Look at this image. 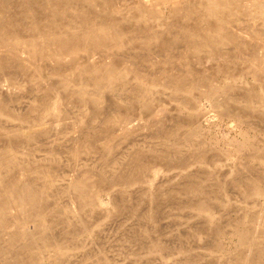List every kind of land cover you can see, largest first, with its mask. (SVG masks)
Here are the masks:
<instances>
[{"label": "rangeland", "instance_id": "obj_1", "mask_svg": "<svg viewBox=\"0 0 264 264\" xmlns=\"http://www.w3.org/2000/svg\"><path fill=\"white\" fill-rule=\"evenodd\" d=\"M98 1L99 10H85L88 26L115 23L131 41L124 50L79 52L74 55V60L80 66L93 63H113L119 69L128 66L141 75L142 85L153 79L149 89L137 82L138 88L133 76L128 75L126 79L129 81L123 85L116 83L115 90H106V93L93 82L89 83L92 78L76 79L72 74L70 83L73 82L74 87L64 92L62 81L66 72L74 73L73 66L56 63L51 59L53 53L44 52L45 57L37 56L38 53L33 55L27 45L38 39L37 30L33 31L31 27L33 22L27 17L28 12L42 25L39 30L43 27L42 30L48 29L51 33L64 32L49 27L46 21L58 6L53 1L6 0L9 8L2 10L5 12L3 17L14 20L21 41L0 45V97L6 108L4 115L9 120L0 122V158H4V165L0 164V200L5 198L7 203L4 215H0V264H9V261L14 262L11 264H264V253L261 254L264 248V165L259 159L264 155V108L256 110L258 106L249 99L255 91L254 82L246 65L236 59L242 56L243 62L254 65L257 63L256 52H249L254 53L251 55L247 51L238 54L234 50L217 52L221 60L210 61L208 52L193 56L185 49V43H179L177 48L174 44L171 53L166 47L172 46L174 38L182 31L180 29H197L200 26L195 24L197 20L185 21V24L182 18H175L166 4L149 11L139 0ZM182 7L190 9L189 0H183ZM73 8H66L67 22L60 24L70 27V31L76 30L78 34L73 36V41L82 42V34L77 29L81 26V16ZM144 33L157 37L159 42L152 37L146 43L134 40ZM17 51L30 52L31 56L21 62ZM222 54L225 58L221 57ZM3 61H9L8 66L2 64ZM217 68L245 75L230 80ZM175 80H179L178 85L182 82L184 86L192 84L191 93L174 88ZM116 87L119 89L117 94ZM3 90H11L10 95L6 96ZM78 90L87 92L94 100L81 99L77 92L73 93ZM142 94L145 98L140 97ZM18 113L21 119H13ZM116 116H120L117 123L109 124ZM86 147L95 151L86 152ZM137 177H141L139 183L129 189L124 182L119 186V180ZM84 182L87 187L96 185L88 198L97 196V205H88L87 208L82 202L84 198L75 195V187ZM5 188L14 191V195L21 199L27 197L28 188L35 190L38 200L33 203L27 197L21 200L22 204L17 203L5 194ZM254 188L261 189L260 196L246 195ZM196 206L208 207L213 219L200 214ZM38 219L45 220L48 225L41 227ZM15 240H21L23 247L16 248ZM51 244L65 249L55 250ZM56 253H59L58 257Z\"/></svg>", "mask_w": 264, "mask_h": 264}, {"label": "bare ground", "instance_id": "obj_2", "mask_svg": "<svg viewBox=\"0 0 264 264\" xmlns=\"http://www.w3.org/2000/svg\"><path fill=\"white\" fill-rule=\"evenodd\" d=\"M12 1V0H11ZM15 1V0H14ZM26 2H30L32 0H24ZM34 1V0H33ZM44 2L48 3V2H52L55 3V5H57V10L56 12H51L48 16V19L46 21H48V25L49 27L51 26L52 28H56V29H62L64 30V32L62 33H51L48 29H40L39 28L42 26H40L39 22L34 20V17L30 16L31 12H28L29 14H27V17L31 18V22H33V25L31 26L33 31L34 30H37L38 32V39H35V40H31L27 45H29V47L31 48L30 50L33 51V55L38 53L37 56H41V57H45V53H53V57L51 58L53 61H55L56 63L58 64H62V65H67V66H70V64L73 66H71L72 68H74L73 72L74 73H71V72H66V78L63 79L62 83H63V89L64 92H69L70 90L73 89L74 86H72V83H70V80L73 79L72 78V74L73 76L77 79L78 78H84V77H88V78H92L93 80L91 81L90 80V84L91 82H93V85H95L99 90H103L107 93L108 90H112L114 88L115 90V85L116 83H122V85L124 84L123 82H125L128 77V75H132L133 77V80L134 82L136 81V84L137 86L140 84L142 87H145L147 89H149V87H151L153 84L152 82L153 79L149 80L151 82H147L145 83V85L141 84L140 82V77L141 75H137L136 72L133 71V69H131L130 67L128 66H124L122 68H116L113 66V63L111 64H98V63H93L91 66H85V65H78L76 63V59L74 60V55H76L77 53L79 52H88L90 54L91 51H95L96 50H118L120 51L121 49H123L126 44L128 42H130V38L127 36V35H124L123 33L124 32H121V30L119 31L117 26L115 23H109V25H106V24H93L95 25V27H89L88 26V23H87V20H86V16H88V13L85 11H92V12H96L97 10H99V1L98 0H43ZM106 1V0H105ZM140 3L146 7V9H148L149 11H152V10H156V6L158 5H162V4H166L168 5L172 10V14L175 15L176 17L175 18H182V20L185 22V21H189V20H197L198 22L195 23V24H199L200 26H197V29H189V28H186V29H180L182 31H180V33L178 32V36L176 38H174V42H172V46H167L166 49L167 51H171L173 50V46L174 44L176 45L175 47L177 48V44L179 43H185V49L187 48L189 50V52L191 54L194 55H198L199 53L201 52H208L209 53V56L210 58H208V60H212V61H215V59L217 58V60H221L218 56H219V53L217 52H231L232 50L236 51L237 54L239 52H256V54L254 53H251V54H254V58L257 60V63H248L249 61H242L243 57L240 56V58H236L237 61L239 60L240 63H243L246 65L247 69H248V73L250 74L249 76L252 77V81L254 82V92L252 94H250L249 96V99H253V103H255L256 106H258L257 108L255 107V109H259L260 110H263L264 108V0H189V4H190V9H184L182 7V4H183V0H139ZM193 1V2H192ZM42 2V1H41ZM6 0L3 1V2H0V45L1 44H15V43H18L19 44V41H21L19 39V35L18 33L15 31L17 30V28H15L17 25L14 23V20H9L6 17H3L4 16V13H2V10L4 11L5 9L9 8L8 7V4H6ZM35 3V2H34ZM118 3V2H117ZM139 3V4H140ZM195 3V4H194ZM116 4V3H115ZM188 3H186L185 5H187ZM79 5L81 7V9H79L80 7L77 6ZM195 5V7H193ZM18 6V5H17ZM28 6V5H27ZM72 6L74 7L73 9L76 10L77 14H79V16H81V19L79 21L80 25L81 26H78L77 29L78 31H80V34L81 37H82V42L80 41H73L75 39H73V36H75L76 34H78V32L76 30H73V31H70L71 28L70 27H67L66 25H61L60 23H62L63 21L64 22H67V18L65 17V14L64 12H66V8H69L71 9ZM167 6V7H168ZM29 7V6H28ZM103 8V7H102ZM15 9V8H14ZM28 9V8H27ZM121 10V9H120ZM137 10V9H136ZM33 11V10H32ZM116 11V10H115ZM113 11V12H115ZM139 11V10H137ZM25 12V11H24ZM69 12V11H68ZM72 13V12H71ZM153 13H157L156 11ZM3 14V15H1ZM74 14V12L72 13ZM124 14V13H123ZM137 14V13H136ZM140 14V13H139ZM150 14H152V12H150ZM76 15V14H75ZM26 16V15H25ZM71 16V15H69ZM142 17H145V15H141ZM10 18V17H9ZM15 18V17H14ZM24 18V17H23ZM146 19V17L144 18ZM69 20V19H68ZM143 20V19H142ZM175 20V19H174ZM13 21V22H12ZM99 21V20H98ZM101 21V20H100ZM99 21V22H100ZM139 21V20H138ZM172 21V20H171ZM176 21V20H175ZM174 21V22H175ZM30 22V23H31ZM63 22V23H64ZM91 22V21H90ZM140 22V21H139ZM180 22V21H179ZM92 23V22H91ZM90 23V24H91ZM142 24V23H141ZM144 24V23H143ZM167 24H168V21H167ZM186 24V22H185ZM194 24V23H193ZM47 25V26H48ZM146 25V24H145ZM46 26V27H47ZM143 26V25H142ZM147 26V25H146ZM9 27V28H8ZM119 27V26H118ZM151 29H152V26H150ZM168 27V26H167ZM180 27V26H179ZM190 27V26H189ZM25 28V27H24ZM30 28V27H29ZM73 28V27H72ZM147 28V27H146ZM163 28V27H162ZM183 28V27H182ZM185 28V26H184ZM23 29V28H22ZM119 29H121L119 27ZM157 29V28H156ZM10 30V31H8ZM50 30L52 31V29L50 28ZM139 30V29H138ZM137 30V31H138ZM160 30V29H159ZM25 31V29H24ZM23 31V32H24ZM31 31V30H30ZM29 31V32H30ZM162 31V30H161ZM166 31V30H165ZM173 31V30H172ZM171 31V32H172ZM28 32V34H29ZM174 32V31H173ZM177 32V31H175ZM49 33V34H48ZM142 33V32H141ZM151 33V32H150ZM157 33V32H156ZM33 34V33H32ZM30 33V35H32ZM153 34V33H152ZM29 35V36H30ZM159 36V35H158ZM131 37V36H130ZM150 37H152V39H154L155 41L158 39L157 37L155 36H150L148 35L147 33H144V34H139V37L137 38H134L135 41H141L142 43L145 42V41H148V39H150ZM160 37V36H159ZM175 37V36H174ZM34 38V37H33ZM78 39V38H77ZM23 40V39H22ZM79 40V39H78ZM81 40V39H80ZM130 40V41H129ZM134 40L131 42L133 44ZM161 40V39H160ZM158 41V40H157ZM159 42V41H158ZM27 43V42H26ZM25 43V45H26ZM146 43V42H145ZM170 43V42H169ZM6 44V45H8ZM162 44V43H161ZM128 45V44H127ZM13 46V45H12ZM17 46V45H16ZM24 46V45H23ZM180 46V45H179ZM178 46V48H179ZM22 48V47H21ZM20 48V49H21ZM163 48V47H162ZM19 49V48H18ZM25 49V48H24ZM27 49V47H26ZM152 49V48H151ZM165 49V48H164ZM225 49V50H224ZM124 50V49H123ZM129 50V49H128ZM10 51V50H9ZM90 51V52H89ZM45 52V53H44ZM131 52V51H130ZM133 52V51H132ZM148 52V51H147ZM154 52V51H153ZM2 53V51L0 52V54ZM17 57H19V59H21V62L23 61H27V59H29L28 57H30L31 54L30 52H15ZM92 53V52H91ZM172 53V51H171ZM14 54V52H13ZM40 54V55H39ZM83 54V53H82ZM122 53H120L121 55ZM250 54V53H249ZM248 54V55H249ZM250 54V55H251ZM4 55V54H3ZM8 55V54H7ZM99 55V54H98ZM108 55V54H107ZM179 55V54H178ZM230 55V53H229ZM228 55V57H230ZM244 55V53H243ZM2 56V54L0 55V57ZM192 56V55H191ZM223 56V54L221 55V57ZM226 56V55H225ZM245 56V55H244ZM253 56V55H252ZM227 57V56H226ZM8 58V57H7ZM10 58V57H9ZM96 58V57H95ZM146 58V57H145ZM194 58V57H193ZM196 58V56H195ZM194 58V59H195ZM222 58H225V57H222ZM5 60L6 58H3L2 57V60ZM134 59V58H133ZM191 59V58H189ZM214 59V60H213ZM235 59V60H236ZM123 60V59H122ZM196 60V59H195ZM207 60V62H208ZM227 60H231V59H226ZM234 60V61H235ZM249 60V59H248ZM250 60H253V59H250ZM6 61V60H5ZM5 61L2 62L3 63H6ZM12 61V60H11ZM20 61V60H19ZM18 61V62H19ZM29 61V60H28ZM130 61V60H129ZM255 61V60H254ZM9 62V61H8ZM7 62V63H8ZM13 62V61H12ZM127 62V60H126ZM195 62V61H194ZM1 63V62H0ZM7 63L5 65H7ZM16 63V62H15ZM128 63V62H127ZM189 63V62H188ZM205 63V62H204ZM10 64V63H9ZM132 64V63H131ZM22 65V64H21ZM64 65V66H65ZM1 66V64H0ZM4 66V65H3ZM8 66V65H7ZM13 67V66H12ZM226 67V66H225ZM17 68V67H14V69ZM219 68V67H218ZM217 68V70H218ZM241 68H244L241 67ZM4 69V68H3ZM139 69V68H138ZM146 69V68H145ZM173 69V67H172ZM195 69V68H194ZM229 69V67H228ZM238 69V68H237ZM240 69V67H239ZM238 69V70H239ZM137 70V69H136ZM193 70V69H192ZM9 71V70H8ZM11 71V70H10ZM13 71V70H12ZM15 71V70H14ZM23 71V70H22ZM21 71V72H22ZM25 71V70H24ZM178 71V70H177ZM202 71V70H201ZM220 72H222L223 75L225 76H228L231 79H234V78H238V77H241L242 74L241 72L239 71H232V72H229V70H218ZM246 71V70H245ZM149 72V71H148ZM164 72V71H163ZM200 72V71H199ZM215 72V71H214ZM217 72V71H216ZM244 72V71H243ZM3 73V72H2ZM19 73V72H18ZM17 73V74H18ZM188 74H186L187 76L189 74H191V72H187ZM196 73V72H195ZM210 73V72H209ZM193 74V73H192ZM7 75V74H6ZM245 75V73L243 74ZM179 76V75H178ZM201 76V75H200ZM248 76V75H247ZM156 77V76H155ZM189 77V76H188ZM4 78V77H3ZM2 78V79H3ZM11 78V77H10ZM21 78V77H19ZM74 78V79H75ZM158 78V77H157ZM185 78V77H184ZM244 78V77H243ZM9 79V78H8ZM12 79V78H11ZM17 79V77H16ZM86 80V78H84ZM83 79V80H84ZM145 79V78H144ZM155 79V78H154ZM186 79V78H185ZM184 79V80H185ZM83 80H80L82 82H84ZM142 80V79H141ZM180 80V79H179ZM178 80V81H179ZM194 80V79H192ZM2 81V80H1ZM20 81V80H19ZM78 81V80H76ZM89 80H87L88 82ZM129 81V80H127ZM147 81V79L145 80ZM165 81V80H164ZM170 81V80H169ZM177 81V80H175ZM178 81L175 83L176 85L174 86V88H176L178 91H182V92H188V93H191L190 89L193 88L192 84L190 85L189 83H187L186 86H184V83L182 82L181 85H178ZM183 81V80H182ZM85 82V83H87ZM139 84H138V83ZM171 82V81H170ZM89 83H87L89 85ZM181 83V82H180ZM16 84V83H15ZM128 84V83H127ZM130 84V83H129ZM132 84V83H131ZM157 84V82H156ZM171 84V83H170ZM197 84V83H196ZM133 85V84H132ZM167 85V84H166ZM169 85V84H168ZM230 85V84H229ZM81 86V85H80ZM93 87V88H96V87ZM128 86V85H127ZM126 84H125V87H127ZM130 86V85H129ZM135 86V85H134ZM160 86V85H159ZM162 86V85H161ZM235 86V85H234ZM33 87V86H32ZM124 87V86H123ZM132 87V86H131ZM141 87V88H142ZM154 87V86H153ZM166 87V86H165ZM238 87V86H237ZM236 87V89H237ZM80 88V87H79ZM90 88V87H89ZM139 88V86H138ZM156 88V87H155ZM212 88V87H210ZM240 88V87H239ZM242 88V87H241ZM240 88V89H241ZM2 89V88H1ZM15 89V88H14ZM14 89H11V90H14ZM82 89V88H81ZM87 89V88H86ZM117 89V87H116ZM121 89V87H120ZM124 89V88H123ZM127 89V88H125ZM133 88H131L130 90H132ZM160 89V88H159ZM166 89V88H165ZM215 89V88H214ZM235 88L231 89L234 90ZM252 89V88H251ZM10 90V91H11ZM84 90V89H83ZM88 90V89H87ZM92 90V89H91ZM90 90V91H91ZM107 90V91H106ZM140 90V89H139ZM163 90V89H162ZM194 90V89H193ZM6 94V96H9L10 95V91L9 90H3ZM103 91H101L103 93ZM119 89H117L116 92H118ZM149 91V90H148ZM246 91V89H245ZM249 90H247L248 92ZM2 92V91H0ZM77 92L76 94L81 98V99H92V98H89V95L87 92H84V91H74L73 93ZM94 92V90L92 91ZM98 92V91H97ZM121 92V91H120ZM127 92V91H126ZM129 92V90H128ZM133 92V91H132ZM242 92V91H241ZM13 94V92H11ZM72 93V92H71ZM99 93V92H98ZM134 93V92H133ZM212 93V92H210ZM255 93V95H254ZM4 94V93H2ZM4 94V95H5ZM74 94V95H76ZM91 94V93H90ZM94 94H97V93H94ZM93 94V95H94ZM105 94V93H103ZM117 94V93H116ZM119 94V93H118ZM121 94V93H120ZM137 94V93H136ZM139 94V93H138ZM137 94V95H138ZM141 94V93H140ZM146 94V93H145ZM165 94V93H164ZM242 94V93H241ZM149 95V94H148ZM186 95V94H185ZM188 95V94H187ZM208 95V94H207ZM244 95V94H243ZM12 96V95H11ZM102 96V95H101ZM191 96V95H190ZM67 97V96H65ZM73 97V96H72ZM79 97H75V98H79ZM91 97V96H90ZM93 97V96H92ZM136 97V96H135ZM140 97H143L145 98V95L142 94L140 95ZM149 97V96H148ZM243 97V96H242ZM245 97V96H244ZM243 97V98H244ZM5 98V97H4ZM69 98V97H67ZM101 98V97H100ZM104 98V97H103ZM80 99V100H81ZM102 99V98H101ZM150 99V98H149ZM183 99V98H182ZM193 99V98H192ZM200 99V98H199ZM248 99V98H247ZM60 100V99H59ZM76 100V99H75ZM94 100V99H92ZM97 100V99H96ZM100 100V99H99ZM98 100V101H99ZM139 100V99H138ZM145 100V99H144ZM143 100V101H144ZM245 100V99H244ZM3 100L1 99L0 97V122H4L6 123L8 120L7 117H5L4 113H5V110L6 108H4V104L2 102ZM5 101V100H4ZM78 101V99L76 100ZM83 101V100H82ZM85 101V100H84ZM141 101V100H139ZM138 101V103H139ZM228 101V100H227ZM232 101V100H230ZM236 101V100H235ZM246 101V100H245ZM248 101V100H247ZM94 102V101H93ZM92 102V103H93ZM97 102V101H96ZM94 102V103H96ZM148 102V100H147ZM152 102V101H151ZM151 102L149 103V105L151 104ZM249 102V101H248ZM252 102V101H251ZM250 102V103H251ZM100 103V102H99ZM98 103V104H99ZM181 103V102H180ZM37 104V103H36ZM81 104V103H80ZM85 104V103H84ZM83 104V105H84ZM140 104V103H139ZM142 104H146L142 102ZM179 104V103H178ZM230 104V103H229ZM234 104V103H232ZM241 104V102H240ZM249 104V103H248ZM252 104V103H251ZM177 105V104H176ZM195 105V104H194ZM235 105V104H234ZM233 105V106H234ZM238 105V104H236ZM36 106V105H35ZM139 106V105H138ZM241 106V105H240ZM251 106V105H249ZM14 107V106H13ZM40 107V106H38ZM57 107V106H56ZM147 106H145L146 108ZM242 107V106H241ZM248 107V106H247ZM252 107V106H251ZM250 107V108H251ZM51 108V107H50ZM62 108V107H61ZM144 108V109H145ZM149 109V106L147 107ZM158 108V107H157ZM188 108V107H187ZM245 108V107H243ZM249 108V109H250ZM56 109V108H55ZM70 109V108H69ZM146 109V110H148ZM254 109V110H255ZM58 110V109H57ZM255 110V111H256ZM51 111H52V108H51ZM158 111V110H157ZM219 112V111H218ZM13 113V112H12ZM151 113V112H150ZM200 113V112H199ZM220 113V112H219ZM254 113V112H253ZM25 114V113H24ZM49 114V113H48ZM155 114V113H154ZM192 114V113H191ZM261 114V113H260ZM10 115V114H9ZM13 115V114H12ZM161 115V114H160ZM188 115V114H187ZM262 115V114H261ZM41 116V115H40ZM231 116V115H230ZM85 117V116H84ZM120 116H116L115 118H113V120L115 119V121H113L112 123H110L111 121H109L108 123L109 124H114V123H117V119L119 118ZM124 117V116H122ZM152 117V116H151ZM157 117V116H156ZM161 117V116H160ZM188 117V116H187ZM252 117V116H251ZM13 119H21L19 113L14 115L12 117ZM24 118V117H23ZM34 118V117H33ZM79 118V117H78ZM236 118V117H235ZM260 118V117H259ZM26 119V118H25ZM127 119V118H126ZM237 119V118H236ZM247 119V118H246ZM51 120V119H50ZM129 120V119H128ZM245 120V119H244ZM249 120V119H248ZM9 121V120H8ZM11 121V120H10ZM15 121V120H14ZM21 121V120H20ZM125 121V119H124ZM123 121V123H125ZM133 121V120H132ZM158 121V120H157ZM246 121V120H245ZM250 121V120H249ZM261 121V120H260ZM119 122L121 123V120L118 121V124ZM248 122V121H247ZM107 123V121H106ZM148 123V122H147ZM245 123V122H244ZM264 123V122H263ZM146 124V123H145ZM149 124V123H148ZM151 124V123H150ZM257 124V123H256ZM259 124V123H258ZM37 125V124H36ZM246 125V124H245ZM10 126V125H9ZM107 126H110V125H107ZM113 126V125H112ZM116 126V125H114ZM119 126V125H118ZM130 126V125H129ZM7 127V126H6ZM28 127V126H27ZM77 127V126H76ZM82 127V126H81ZM121 127V126H119ZM128 127V126H127ZM156 127V126H155ZM197 127V126H196ZM5 128V127H4ZM32 128V127H31ZM29 128V129H31ZM3 129V128H2ZM15 129V128H14ZM126 129V128H125ZM189 129V128H188ZM254 129V128H253ZM28 130V128H27ZM45 130V129H44ZM81 130V128H80ZM79 130V131H80ZM130 130V129H129ZM133 130V128H132ZM3 131V130H2ZM5 131V130H4ZM9 131V130H7ZM18 131V130H17ZM37 131V130H36ZM99 131H103V130H99ZM126 131V130H125ZM189 131V130H188ZM187 131V132H188ZM258 131V130H257ZM28 132H31L30 130ZM44 132V131H43ZM95 132V131H94ZM93 132V133H94ZM105 132V131H104ZM108 132V131H107ZM186 132V131H185ZM193 132V131H192ZM6 134V132H3ZM1 133V134H3ZM16 133V132H15ZM35 133V132H34ZM81 133V132H80ZM101 133V132H100ZM109 133V132H108ZM125 133V132H124ZM8 134V133H7ZM113 135V134H112ZM181 135V134H180ZM7 136V135H6ZM5 136V137H6ZM14 136V135H13ZM18 136V135H17ZM100 136V135H99ZM3 136H1L2 138ZM4 137V138H5ZM107 137V136H106ZM133 137V136H132ZM18 138V137H17ZM22 138V137H21ZM95 138V137H94ZM110 138V137H109ZM201 138V137H200ZM19 139V138H18ZM97 139H100L97 138ZM125 139V137H124ZM176 139V138H175ZM249 139V138H248ZM16 140V138H15ZM117 140V139H116ZM115 140V141H116ZM132 140V139H131ZM189 141V139H187ZM80 141V140H79ZM83 141V140H82ZM174 141V140H173ZM180 141V140H179ZM49 142V141H48ZM118 142V141H117ZM43 143V142H42ZM121 143V142H120ZM131 143V142H130ZM86 144V142H85ZM84 144V145H85ZM115 144V143H114ZM122 144V143H121ZM125 144V143H124ZM135 144V143H134ZM173 144V143H172ZM84 145L82 146V148L84 147ZM98 145V144H97ZM116 145V144H115ZM169 145V144H168ZM183 145V144H182ZM86 146V145H85ZM88 146V145H87ZM101 146V145H100ZM68 147V146H67ZM105 147V146H104ZM136 147V146H135ZM255 147V146H254ZM90 152L91 148L89 147H86ZM175 148V147H174ZM57 149V148H56ZM78 150V149H77ZM246 150V149H245ZM92 153L95 151L91 150ZM144 151V150H143ZM256 151V150H255ZM138 152V151H137ZM142 152V151H141ZM1 153V152H0ZM3 153V151H2ZM84 153H85V149H84ZM125 153V152H124ZM253 153V152H252ZM5 154V153H4ZM77 154V153H76ZM255 154V153H254ZM261 154V152L259 153ZM263 154V153H262ZM102 155V154H101ZM112 155V154H111ZM240 155V154H239ZM10 156V155H9ZM12 156V155H11ZM14 156V155H13ZM36 156V155H35ZM44 156V155H43ZM90 156V155H89ZM260 156V155H259ZM3 157V156H2ZM1 157V158H2ZM0 158V164L2 163V165H4V163L2 162L3 160ZM6 158V157H5ZM69 158V157H68ZM119 158V157H117ZM184 158V157H182ZM205 158V157H204ZM7 159V158H6ZM80 159V158H79ZM78 159V160H79ZM98 159V158H97ZM96 159V160H97ZM143 159V158H142ZM200 159V158H199ZM260 161L264 163V155H261L259 157ZM93 160V159H92ZM110 160V159H109ZM65 161V160H64ZM63 161V162H64ZM91 161V160H90ZM131 161V160H130ZM198 161V160H197ZM206 161V160H205ZM245 161V160H244ZM243 161V162H244ZM258 161V160H257ZM78 162V161H77ZM124 162V161H123ZM167 162V161H166ZM199 162V161H198ZM201 162H202V159H201ZM76 163V162H75ZM110 163V162H109ZM170 163V162H169ZM194 163V162H192ZM238 163V162H237ZM253 163V162H252ZM262 163V165H264ZM57 164V163H56ZM85 164V163H84ZM102 164V163H101ZM257 164V163H256ZM59 165V164H58ZM107 165V164H106ZM127 165V164H126ZM182 165V164H181ZM196 165V164H195ZM206 165V164H205ZM235 165V164H234ZM39 166V165H38ZM61 166V165H60ZM59 166V167H60ZM89 166V165H88ZM110 166V165H109ZM142 166V165H141ZM172 166V165H171ZM200 166V165H199ZM198 166V167H199ZM241 166V165H240ZM256 166V165H255ZM111 167V166H110ZM202 167V166H201ZM205 167V166H204ZM207 167V166H206ZM205 167V168H206ZM237 167V166H236ZM257 167V166H256ZM259 167V166H258ZM257 167V168H258ZM0 168L1 165H0ZM114 168V167H113ZM165 168V167H164ZM197 168V167H196ZM58 169V168H57ZM239 169V168H238ZM31 170V169H30ZM86 170V169H85ZM84 170V171H85ZM141 170V169H140ZM139 170V171H140ZM38 171V170H36ZM40 171V170H39ZM45 171V170H44ZM105 171V170H104ZM131 171V170H130ZM197 171V170H196ZM210 171V170H208ZM43 172V171H42ZM41 172V173H42ZM69 172V171H68ZM127 172V171H125ZM143 172V171H142ZM191 172V171H190ZM50 173V172H49ZM116 173V172H115ZM200 173V171H199ZM85 174V173H84ZM91 174V173H90ZM86 175V174H85ZM84 175V176H85ZM95 175V174H94ZM51 176V175H50ZM89 177V176H88ZM87 177V178H88ZM94 177V176H93ZM121 177V175H120ZM255 177V176H254ZM48 178V177H47ZM86 178V177H85ZM126 178V177H125ZM139 178L141 177H137V178H133V179H128L126 181H120L119 180V186L122 184V182H124V185L128 186V189L129 187H132L134 185H136L137 183H139L138 181L140 180ZM201 178V177H200ZM203 178V177H202ZM12 180V179H11ZM48 180V179H47ZM89 180V179H87ZM86 180V181H87ZM100 180V179H99ZM108 180V179H107ZM38 181V180H37ZM73 181V180H72ZM221 181V179H220ZM81 182V181H80ZM98 182V181H97ZM121 182V184H120ZM198 182V181H197ZM89 183V182H87ZM91 183V182H90ZM200 183V182H199ZM220 183V182H219ZM86 183H78L75 184V190L77 192H75L79 198H84L82 199V202L83 204H86L85 206L88 208V205H94L98 202H96V199H97V196L94 198V196L91 198H88V195L92 193V189L96 186L94 183L95 186L92 187H87L88 185H85ZM123 185V184H122ZM254 185V184H253ZM7 186V185H6ZM42 186V184H41ZM91 186V185H90ZM126 186V187H127ZM170 186V185H169ZM193 186V185H192ZM9 187V186H8ZM87 187V188H86ZM121 187V186H120ZM227 187V186H226ZM255 187V186H254ZM264 187V186H263ZM2 188V187H1ZM7 188V187H6ZM6 188L4 189L5 190V194L8 195L9 197H11L10 199L11 200H14L15 202L17 203H20L22 204V201L25 197L22 196V199L18 196V195H14L15 192L12 191V190H6ZM176 188V187H175ZM248 188V187H247ZM246 188V190H247ZM40 189V188H39ZM43 189V188H42ZM123 189V188H122ZM224 189V188H223ZM135 190V189H134ZM21 191V190H20ZM35 191V190H34ZM32 189L29 190V188L27 189V197L25 199L27 200H31L34 202H36L38 200L37 198V194H35ZM43 191V190H42ZM94 191V190H93ZM98 191V190H97ZM100 191V189H99ZM155 191V190H154ZM158 191V190H157ZM211 191V190H210ZM96 193V192H95ZM139 193V192H138ZM196 193V192H195ZM200 193V192H199ZM4 195V193H2ZM41 194V193H40ZM110 194V192H109ZM163 194V193H162ZM201 194V193H200ZM225 194V193H224ZM255 194H258L260 196L261 194V189H253V190H249L248 191V194L246 195H255ZM39 195V194H38ZM92 195V194H91ZM111 195V194H110ZM174 195V194H173ZM197 195V194H196ZM243 195V194H242ZM21 196V195H20ZM195 196V195H194ZM222 196V195H221ZM121 198V197H120ZM240 198V197H239ZM119 199V198H118ZM221 199V198H220ZM8 200V199H7ZM120 200V199H119ZM223 200V199H222ZM247 200V199H246ZM10 202V201H9ZM24 202V201H23ZM81 202V201H80ZM216 202V201H215ZM32 203V204H33ZM45 203V202H44ZM77 203V202H76ZM15 204V203H14ZM26 204V203H24ZM41 204V203H40ZM72 204V203H70ZM216 204V203H215ZM147 205V204H146ZM203 205V204H202ZM264 205V204H263ZM7 206V203L5 202V198H2L0 200V215H2L4 212H5V208ZM16 206V204H15ZM32 206V205H30ZM72 206V205H70ZM81 206V204H80ZM84 206V207H85ZM128 206V205H127ZM9 207V206H8ZM109 207V206H108ZM155 207V206H154ZM18 208V207H17ZM29 208V207H28ZM100 208V207H99ZM114 208V207H113ZM230 208V207H229ZM262 208V207H261ZM90 209V208H89ZM102 209V208H101ZM140 209V208H139ZM196 210L200 211V214L204 213V215H208V218L211 213V211L209 210L208 207L206 206H196L195 207ZM245 209V208H244ZM18 210V209H16ZM31 210V209H30ZM34 210V209H33ZM113 210V209H111ZM19 211V210H18ZM21 211V209H20ZM74 211V210H73ZM245 211V210H244ZM249 211V210H248ZM261 211V210H260ZM22 212V211H21ZM61 212V211H60ZM68 212V211H67ZM112 212V211H111ZM139 212V211H138ZM194 212V211H193ZM250 212V211H249ZM16 213V212H15ZM37 213V212H36ZM109 213V212H108ZM114 213V212H113ZM12 214H13V211H12ZM17 214V213H16ZM19 214V213H18ZM17 214V215H18ZM80 214V213H79ZM99 214V213H98ZM4 215V214H3ZM110 215H112L110 213ZM109 215V216H110ZM139 215V214H138ZM16 216V215H15ZM20 216V215H18ZM86 216V215H85ZM191 216V215H190ZM202 216V215H201ZM6 217V216H5ZM36 217V216H35ZM82 217V215H81ZM90 218V217H89ZM143 219V218H142ZM151 219V218H150ZM211 219H213V217L211 216ZM260 219V218H259ZM258 219V221H259ZM16 220V219H15ZM55 220V219H54ZM3 221V220H2ZM41 221V222H40ZM51 221V220H50ZM117 221V220H116ZM36 222V221H35ZM38 222L39 225L42 227L45 228V225H46V221L43 220V219H38ZM111 222V220H110ZM57 223V222H56ZM59 224V222H58ZM92 224V223H91ZM193 224V223H192ZM200 224V223H199ZM258 224V223H257ZM48 225V223H47ZM46 225V226H47ZM74 225V224H73ZM30 228V227H29ZM56 228V227H55ZM102 228V227H101ZM77 229V228H76ZM132 229V228H130ZM17 230V229H16ZM106 230V229H105ZM133 230V229H132ZM4 231V230H3ZM14 231V230H12ZM19 231V230H18ZM9 232L10 234V231H6V233ZM17 232V231H16ZM97 232V231H96ZM57 233V232H56ZM71 233V232H70ZM11 235V234H10ZM42 235V234H41ZM231 235V234H230ZM18 236V235H17ZM125 236V235H124ZM138 236V235H137ZM22 237V236H21ZM134 237V236H133ZM16 238V237H15ZM156 238V237H155ZM13 239V238H11ZM29 239V238H28ZM68 239V238H67ZM133 239V238H132ZM42 240V239H41ZM126 240V239H125ZM130 240V239H129ZM163 240V239H162ZM12 241V240H11ZM14 241V240H13ZM69 241V240H68ZM123 241V240H122ZM261 241V240H260ZM78 242V241H76ZM125 242V241H124ZM129 242V241H128ZM239 242V241H238ZM132 243V242H131ZM261 243V242H260ZM73 244V243H72ZM161 244V243H160ZM238 244V243H237ZM5 245V244H4ZM21 240H18L16 242L15 240V243H14V246L16 248H22L21 247ZM99 245V244H98ZM136 245V244H135ZM8 246V245H7ZM25 246V245H24ZM76 246V245H75ZM114 246V244L112 245ZM125 246V245H124ZM10 247V246H9ZM41 247V246H40ZM49 247H50V244H49ZM51 247L54 248L55 250H63L65 249V247L63 246H60V245H52L51 244ZM153 247V246H152ZM8 248V247H7ZM6 248V249H7ZM99 248V247H98ZM140 248V247H139ZM154 248V247H153ZM53 249V250H54ZM95 249V248H94ZM125 249V248H124ZM5 250V249H4ZM25 250V249H24ZM47 250V249H46ZM18 251V250H17ZM28 251V250H27ZM250 251V250H249ZM252 251V250H251ZM2 252V251H1ZM12 252V251H11ZM16 252V251H15ZM57 252V251H56ZM6 253V252H5ZM52 253V252H51ZM65 253V252H64ZM87 253V252H86ZM250 253V252H249ZM264 253V248L261 249V254ZM9 254V252H8ZM17 254V253H16ZM15 254V255H16ZM57 254V253H56ZM59 254V253H58ZM58 254H57V257H58ZM91 254V253H90ZM2 255V254H0ZM11 255V253L9 254ZM22 255V254H21ZM39 255V254H38ZM47 255V254H46ZM53 255V254H52ZM89 255V254H88ZM237 255V254H235ZM248 255V254H247ZM5 256V254L3 255ZM13 257V255H11ZM10 256V257H11ZM29 256V255H28ZM145 256V255H144ZM15 257V256H14ZM79 257V256H77ZM107 257V256H106ZM165 257V256H164ZM258 257V256H257ZM8 258V257H7ZM111 258V257H110ZM9 259V258H8ZM15 259V258H14ZM18 259V257H17ZM31 259V258H30ZM192 259V258H191ZM217 259V257H216ZM248 259V258H247ZM262 259V258H261ZM82 260V259H81ZM98 260V259H97ZM114 260V259H113ZM52 261V260H51ZM73 261V260H72ZM119 261V260H118ZM190 261V260H189ZM10 262L14 263L13 261H9V264H11ZM80 262V260H79ZM104 262V261H103ZM108 262V261H107ZM127 262V261H126ZM132 262V261H131ZM162 262V261H161ZM5 263V262H4ZM22 263V262H20ZM64 263V262H63ZM112 263V262H111ZM19 264V263H18ZM47 264V263H46ZM238 264V263H237Z\"/></svg>", "mask_w": 264, "mask_h": 264}]
</instances>
